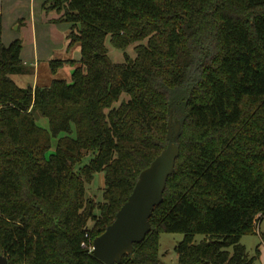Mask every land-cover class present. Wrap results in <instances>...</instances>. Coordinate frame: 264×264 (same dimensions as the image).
Masks as SVG:
<instances>
[{"label":"trees","instance_id":"obj_1","mask_svg":"<svg viewBox=\"0 0 264 264\" xmlns=\"http://www.w3.org/2000/svg\"><path fill=\"white\" fill-rule=\"evenodd\" d=\"M44 6L72 23L68 46L81 57L50 60L54 74L74 67L70 81L20 86L23 41L4 43L0 14V254L9 264H106L93 241L168 146L172 115L174 172L151 230L119 264H166L164 232L184 234L178 264H254L260 250L250 256L242 237L264 219V0ZM97 172L101 203L86 196Z\"/></svg>","mask_w":264,"mask_h":264},{"label":"water","instance_id":"obj_2","mask_svg":"<svg viewBox=\"0 0 264 264\" xmlns=\"http://www.w3.org/2000/svg\"><path fill=\"white\" fill-rule=\"evenodd\" d=\"M180 123L172 128L169 121L168 146L142 170L128 200L118 210L115 220L93 241V253L106 264L121 263L133 252L134 244L145 239L151 230V216L164 199L169 176L174 172L180 147L174 142ZM0 264H9L8 256L0 254Z\"/></svg>","mask_w":264,"mask_h":264},{"label":"rangeland","instance_id":"obj_3","mask_svg":"<svg viewBox=\"0 0 264 264\" xmlns=\"http://www.w3.org/2000/svg\"><path fill=\"white\" fill-rule=\"evenodd\" d=\"M41 1V0H37ZM43 1V0H42ZM30 1L29 0H22L21 5L30 7L29 5ZM31 4V3H30ZM48 10V9H47ZM49 15H56L58 14L57 10H48ZM66 24H72L71 22L64 21ZM17 24L14 25V28ZM29 27V25H28ZM13 27H9V33H19L20 37L22 38V41H26V39L29 37V34L31 33V27L27 31V26L24 24L22 26L21 31L19 32H13L14 30ZM5 44H9L11 41L10 37L8 34L5 35ZM108 46L110 49V56L114 61L120 62L124 61V52L122 50L116 49L111 45V43L108 41ZM42 50H46V53L50 55L51 59H78L81 57V49L80 45L77 44L71 48L69 46H52L51 48H47V46H39ZM129 54L134 57L136 55L134 45H131L128 49ZM24 56L27 60L28 63L24 62V65L26 67V72L24 74V79L22 80L21 77L19 76L20 79H18L17 76H14V79L18 82V84L22 87L27 86L29 83L33 81L34 78V73L37 69V71L40 72V83H48L49 79H51L52 73H51V67L49 66V63L43 60L44 58H41L40 62H37V66L30 65L31 60L33 61V49L32 46H27L26 52L24 53ZM50 59V60H51ZM44 66H46V69H44ZM74 67L71 64H67L63 67L60 68L59 74L56 76L57 78H64V79H71L72 75L71 73L73 72ZM38 122L46 128H49V120L46 117H39ZM173 129H175V125L172 126ZM180 131V130H179ZM178 135V134H177ZM56 140H54V146L52 147V152L55 149L56 146ZM48 153V155L50 154ZM90 157H92V153L87 155V157L84 159V163L88 162ZM87 191H86V196L88 198L93 199L95 202L101 203L104 201L103 193L105 190V173L104 172H97L94 175V178L91 183L86 185ZM96 213L99 214L100 211L96 209ZM94 224L93 221L88 222V227H92ZM261 226L256 227L254 233H246L242 237V243H244L248 249V252L250 256H254L256 254L257 248L260 250V255L258 258H256L254 264H264V236L260 234V230L264 232V221ZM184 238L183 233L179 232H164L161 234V239H160V248L159 252L161 255L162 260L166 264H178V253L175 250L176 246L178 243ZM204 238V235L198 234L196 235V241L200 242Z\"/></svg>","mask_w":264,"mask_h":264},{"label":"crops","instance_id":"obj_4","mask_svg":"<svg viewBox=\"0 0 264 264\" xmlns=\"http://www.w3.org/2000/svg\"><path fill=\"white\" fill-rule=\"evenodd\" d=\"M22 0H0V14L3 16V31H2V39L5 41V35L8 34L11 38L10 42L15 39H21L19 33H9V27H13L17 24L13 30V32H19L22 29V26L26 24L27 31L30 28L31 33L26 41H23V49H22V60L25 63H28L24 53L26 52L27 46H32L33 49V61L31 60L30 65L37 66V62L39 63L41 58H44L46 62L49 63L50 66V55L46 53V50H42L39 46H47V48H51L52 46H68L69 39L68 33L70 31V24H66L64 21H60L62 13L56 15H49L48 10L44 6L45 0L37 1V0H29L30 7L22 6ZM29 25V27H28ZM9 42V43H10ZM79 59V58H78ZM46 69V66H44ZM60 70V69H59ZM59 70L57 73H52L51 79H49L48 83H40V72L35 71L34 78L31 83L27 86L31 85L35 87L36 85H48L56 76L59 74ZM72 75V73H71ZM17 76L18 79L21 77L24 79V75H12ZM20 76V77H19ZM67 79V78H66ZM15 80V79H14ZM70 81L71 79H67ZM16 81V80H15ZM17 82V81H16ZM18 83V82H17ZM264 219L262 220V222ZM262 222L260 224H262ZM261 226V225H260ZM260 234L264 236V232L260 230Z\"/></svg>","mask_w":264,"mask_h":264},{"label":"built area","instance_id":"obj_5","mask_svg":"<svg viewBox=\"0 0 264 264\" xmlns=\"http://www.w3.org/2000/svg\"><path fill=\"white\" fill-rule=\"evenodd\" d=\"M258 227V229H259V226H257Z\"/></svg>","mask_w":264,"mask_h":264}]
</instances>
